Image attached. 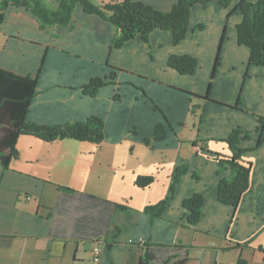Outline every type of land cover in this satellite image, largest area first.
<instances>
[{
	"label": "crops",
	"instance_id": "1",
	"mask_svg": "<svg viewBox=\"0 0 264 264\" xmlns=\"http://www.w3.org/2000/svg\"><path fill=\"white\" fill-rule=\"evenodd\" d=\"M136 1L169 12L178 0ZM238 1L194 5L190 31L175 46L170 33L154 30L148 42L135 37L117 49L114 27L79 4L66 26L45 29L26 8L4 11L0 69L36 78L24 120L52 126L97 116L104 136L99 144L18 136L17 157L0 170V264H137L141 241L184 248L185 264H264V126L256 128L264 117V68L249 65L237 42ZM173 55L196 58L195 72L168 68ZM102 77L106 84L93 96L82 91ZM209 86L208 101L192 97ZM165 120L166 135L154 138ZM236 128L248 135L240 146L250 171L233 208L218 202L217 185L232 176L219 161L231 155L221 140ZM178 167L187 169L172 200L151 219L145 207L165 199ZM138 177L153 181L140 188ZM195 194L204 200L192 227L182 202ZM164 250L154 249L156 264L167 261Z\"/></svg>",
	"mask_w": 264,
	"mask_h": 264
},
{
	"label": "trees",
	"instance_id": "2",
	"mask_svg": "<svg viewBox=\"0 0 264 264\" xmlns=\"http://www.w3.org/2000/svg\"><path fill=\"white\" fill-rule=\"evenodd\" d=\"M231 1L233 0H178L169 12H160L152 6L136 0L110 1L109 3L95 0L98 5L92 3L91 0H59L56 7L48 5L45 0H0V22L4 11L12 5L28 9L29 13L40 23L41 29L55 25L66 26L70 22L75 6L79 4L87 13L102 17L114 27L116 35L111 44L113 49L122 47L123 44L135 37H139L146 43L150 32L154 30L170 33L172 44L175 46L186 39L188 31H190L189 18L194 5L206 6L210 2H214L222 7H227ZM237 9L243 15L236 28L237 42L246 47L249 65L264 68V0H239ZM202 28L201 25H197L198 30ZM219 62L220 58L217 57L214 62V73ZM167 66L181 75H192L197 68V59L189 55H173L167 61ZM114 75H110V78ZM105 84L104 77L93 78L83 86L82 91L93 96L96 90ZM35 85V77L15 75L10 71L0 69V170L6 169L9 161L17 157L15 143L21 134L34 136L45 142L72 139L77 142L99 144L103 140L104 122L97 116H92L81 122L52 126L27 123L24 118L33 97ZM209 93L210 86L202 97L191 95L208 101ZM193 108L198 107L193 105L190 109L191 113H193ZM201 120L202 116L199 117V122ZM166 122L165 120L155 127L154 138H162L166 135V126L168 125ZM257 123V131L261 132L264 126V117H258ZM247 138V134L236 128L230 132L227 138L221 140L226 143L231 152L226 160L219 161L220 166L229 169L232 175L229 180L220 179L219 185H217V200L224 206L235 208L249 186L250 166L241 160L245 150L240 146V140ZM194 146L197 145L194 143ZM186 169V167L175 169L173 184L165 199L155 205L145 207V212L151 219L163 215L172 200L175 184L179 182L180 176L185 174ZM152 181V178L138 177L135 185L142 188L150 185ZM60 189L70 193L74 192L65 187ZM203 200L204 197L201 194H195L182 202V208L186 212L185 220L189 226L196 227L198 224ZM142 247L143 252L137 264H156L154 253L156 248H165L164 251L169 256L167 261L162 264H185L187 261L186 250L181 247L151 246L146 241Z\"/></svg>",
	"mask_w": 264,
	"mask_h": 264
},
{
	"label": "built area",
	"instance_id": "3",
	"mask_svg": "<svg viewBox=\"0 0 264 264\" xmlns=\"http://www.w3.org/2000/svg\"><path fill=\"white\" fill-rule=\"evenodd\" d=\"M110 1H114V2H117L118 0H110ZM144 243V241H141L140 242V244H143ZM92 253H93V256H94V261H97V259L99 258V255H100V249H99V247H97V246H94L93 248H92Z\"/></svg>",
	"mask_w": 264,
	"mask_h": 264
},
{
	"label": "rangeland",
	"instance_id": "4",
	"mask_svg": "<svg viewBox=\"0 0 264 264\" xmlns=\"http://www.w3.org/2000/svg\"><path fill=\"white\" fill-rule=\"evenodd\" d=\"M91 1H92V3H96L95 0H91ZM245 48H246V47H245ZM220 58H221V57H220ZM195 127H196V124H195Z\"/></svg>",
	"mask_w": 264,
	"mask_h": 264
}]
</instances>
